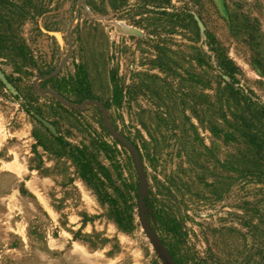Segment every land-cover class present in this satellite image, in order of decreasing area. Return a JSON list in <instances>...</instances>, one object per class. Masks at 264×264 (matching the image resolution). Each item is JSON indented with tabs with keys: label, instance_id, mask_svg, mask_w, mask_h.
<instances>
[{
	"label": "rangeland",
	"instance_id": "374dc122",
	"mask_svg": "<svg viewBox=\"0 0 264 264\" xmlns=\"http://www.w3.org/2000/svg\"><path fill=\"white\" fill-rule=\"evenodd\" d=\"M87 1L0 0V264H177L147 198L181 222L189 259L264 264V0ZM61 135L107 165L96 140L130 152L133 230Z\"/></svg>",
	"mask_w": 264,
	"mask_h": 264
},
{
	"label": "trees",
	"instance_id": "16d2710c",
	"mask_svg": "<svg viewBox=\"0 0 264 264\" xmlns=\"http://www.w3.org/2000/svg\"><path fill=\"white\" fill-rule=\"evenodd\" d=\"M87 2L96 5V0H88ZM110 3L118 9L125 3V0H110ZM207 43L211 50L216 53L217 65H219L223 75L228 76L232 79V82H235L238 68L233 60L221 50L218 41L211 33L208 34ZM4 47L5 40L0 33V53ZM232 82L228 83L231 91L240 93V89L234 88ZM117 85L118 83L116 87H118ZM115 91L114 101L116 102L121 99V91L118 92L117 89ZM55 138L65 153L72 157L77 164L82 177L90 181L95 187L101 202L108 205L110 216L116 220L122 229L133 230L136 227L135 214L140 190L136 168L130 152L126 149H119L116 144L108 140H96L95 145L99 151H102L106 158L110 160V164L107 165L96 154L80 146L73 145L64 136H56ZM135 145L141 152V147L136 142ZM146 203L150 210L148 215L153 219V229L167 245L175 262L177 264H187L188 261H192L193 264H201L204 261L203 257L192 253V258L189 259L187 255L190 249L186 239L188 235L181 222L155 198H147Z\"/></svg>",
	"mask_w": 264,
	"mask_h": 264
},
{
	"label": "water",
	"instance_id": "95a60500",
	"mask_svg": "<svg viewBox=\"0 0 264 264\" xmlns=\"http://www.w3.org/2000/svg\"><path fill=\"white\" fill-rule=\"evenodd\" d=\"M160 242H161V241H160ZM160 244H161V246H164L162 242H161ZM165 251H166V250H165ZM165 256H166V258H168V259H170V260L173 261V258L171 257V255H170V253H169L168 251L165 252Z\"/></svg>",
	"mask_w": 264,
	"mask_h": 264
},
{
	"label": "flooded vegetation",
	"instance_id": "af4514ba",
	"mask_svg": "<svg viewBox=\"0 0 264 264\" xmlns=\"http://www.w3.org/2000/svg\"><path fill=\"white\" fill-rule=\"evenodd\" d=\"M93 6V5H92ZM94 8H96L95 6H93ZM233 83V82H232Z\"/></svg>",
	"mask_w": 264,
	"mask_h": 264
}]
</instances>
